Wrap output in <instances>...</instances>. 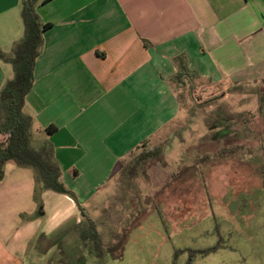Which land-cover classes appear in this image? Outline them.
<instances>
[{"label": "crops", "instance_id": "crops-1", "mask_svg": "<svg viewBox=\"0 0 264 264\" xmlns=\"http://www.w3.org/2000/svg\"><path fill=\"white\" fill-rule=\"evenodd\" d=\"M22 2L0 0L4 51L22 36ZM36 11L52 27L44 32L24 110L34 136L53 144L63 183L89 215L85 203L119 162L176 117L171 85L180 68L186 78L213 83L264 80V0H39ZM8 65L0 61V88L12 77ZM33 189V172L7 162L0 264H15L26 230L29 238L50 237L82 219L70 197L51 190L42 193L37 212ZM22 214L31 218L22 221Z\"/></svg>", "mask_w": 264, "mask_h": 264}, {"label": "rangeland", "instance_id": "rangeland-1", "mask_svg": "<svg viewBox=\"0 0 264 264\" xmlns=\"http://www.w3.org/2000/svg\"><path fill=\"white\" fill-rule=\"evenodd\" d=\"M171 87L177 115L148 139L150 147L163 146V158L128 180L117 166L85 203L112 250L101 263L85 251L86 264H264V80L185 78ZM220 120L236 126L222 136ZM237 144L245 148L213 156ZM227 187L235 191L225 195ZM74 222L50 237L29 238L26 230L15 264H78Z\"/></svg>", "mask_w": 264, "mask_h": 264}, {"label": "trees", "instance_id": "trees-1", "mask_svg": "<svg viewBox=\"0 0 264 264\" xmlns=\"http://www.w3.org/2000/svg\"><path fill=\"white\" fill-rule=\"evenodd\" d=\"M38 1L23 0L21 5L22 36L11 45L9 51L0 48V61L10 64L13 71L12 77L6 80L0 88V181L4 177L6 163L12 161L18 167L32 170L34 174L33 199L37 205V212L42 211V193L46 190L70 197L76 203L84 219L72 223L73 231L71 230L72 233H75L74 236L79 237V243L81 241L78 247L81 250L78 264H86L83 255L85 251L101 263L106 252L110 250L112 255L111 246L103 242L101 234L97 230V223L85 211L74 191L63 183L62 171L56 160L53 144L47 140L34 138L33 117L24 110L26 97L34 83L36 60L43 50L44 32L52 27V23L43 21L38 15L36 11ZM47 1L49 0H43V2ZM187 75L186 67L180 68L173 80L178 86H184V79ZM258 95L260 109L264 104V98L259 92ZM262 113H264L263 108ZM226 123V120H220L222 136L229 134L230 130L236 126V123L224 126ZM45 130L49 134L52 133L51 127H47ZM244 148L242 144L224 147L217 149L213 156L226 158ZM138 150L139 154L134 156ZM248 151L252 153L251 148ZM162 158L163 146L150 147L148 139H146L119 162L118 171L126 180L132 179ZM128 159L129 161L124 163ZM24 216L26 215L22 214L24 221L31 218ZM59 228L57 230L62 231L65 227Z\"/></svg>", "mask_w": 264, "mask_h": 264}]
</instances>
